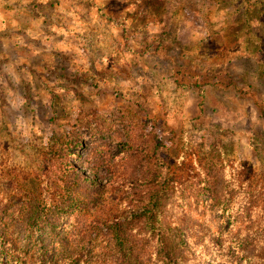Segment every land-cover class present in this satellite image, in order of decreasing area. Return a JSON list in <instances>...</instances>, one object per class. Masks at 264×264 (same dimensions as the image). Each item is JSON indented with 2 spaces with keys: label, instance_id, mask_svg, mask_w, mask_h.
I'll use <instances>...</instances> for the list:
<instances>
[{
  "label": "rangeland",
  "instance_id": "1",
  "mask_svg": "<svg viewBox=\"0 0 264 264\" xmlns=\"http://www.w3.org/2000/svg\"><path fill=\"white\" fill-rule=\"evenodd\" d=\"M27 175L72 185L71 264H264V0H0V193Z\"/></svg>",
  "mask_w": 264,
  "mask_h": 264
},
{
  "label": "trees",
  "instance_id": "2",
  "mask_svg": "<svg viewBox=\"0 0 264 264\" xmlns=\"http://www.w3.org/2000/svg\"><path fill=\"white\" fill-rule=\"evenodd\" d=\"M70 133L66 132L68 136ZM50 137L51 140L63 138L55 132ZM67 151L68 147L63 150L65 152L63 160L72 156L70 154L66 156ZM51 153L53 152L50 151ZM46 160L43 157L40 164H45ZM192 167L195 170L197 169V179L199 174L204 171L203 163L197 161ZM84 170L73 169L71 176L75 179L81 178ZM203 173L201 175L204 178H199L197 184L200 185V188H206L204 191L209 192L210 188L206 187L207 184L214 183V179L217 177L206 172ZM29 178L27 175V179L23 177L11 179L16 182V190L7 196L0 193V264H71V261H75L77 256L76 251L83 244L80 242L78 246L73 243V240L71 241L70 233L76 231L74 229L76 225L71 222L66 224L68 219H79L76 210L69 209V211H64L65 202H69L73 196L72 185H67L66 189H60L53 193L42 190L35 192L28 188L26 184H21L22 182L27 183ZM178 178L186 182L189 180L187 174L179 176L176 173H168L164 177V181L157 183L150 192V211L156 217V223L152 221L147 223L151 227V232L161 231L159 227H156L158 224L156 214L162 206V199L165 196H172L173 191L170 186L174 187ZM13 200L14 202H11ZM229 204V201L221 202L225 214L231 210V208L228 209L227 207ZM260 209L257 198L253 202L247 203L245 208L240 209L243 217L239 219L237 216L236 225L243 227L246 224H250L254 218L253 215ZM57 226L62 228L61 233H67L64 237H61L60 233L55 231ZM94 230L100 231L97 227H94ZM115 231H113L114 234ZM113 233L110 232L109 234L112 235ZM127 243L129 244L127 250H130V248L137 246L138 241L131 238ZM119 255L116 264H139L137 258L132 259L131 254L125 255L123 250L119 252ZM171 256L172 253H169V257Z\"/></svg>",
  "mask_w": 264,
  "mask_h": 264
}]
</instances>
